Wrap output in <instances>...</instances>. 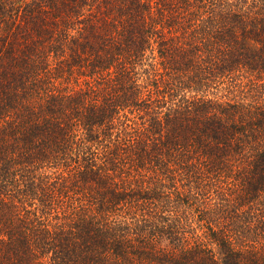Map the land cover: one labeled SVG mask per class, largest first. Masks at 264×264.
I'll return each instance as SVG.
<instances>
[{"label":"trees","instance_id":"16d2710c","mask_svg":"<svg viewBox=\"0 0 264 264\" xmlns=\"http://www.w3.org/2000/svg\"><path fill=\"white\" fill-rule=\"evenodd\" d=\"M0 264H264V0H0Z\"/></svg>","mask_w":264,"mask_h":264}]
</instances>
